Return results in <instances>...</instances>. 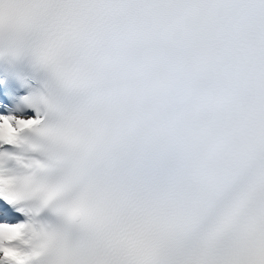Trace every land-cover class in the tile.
<instances>
[{
  "label": "snow or ice",
  "instance_id": "1",
  "mask_svg": "<svg viewBox=\"0 0 264 264\" xmlns=\"http://www.w3.org/2000/svg\"><path fill=\"white\" fill-rule=\"evenodd\" d=\"M137 0H0V264H264V0H219L253 39L242 136L112 91L91 38Z\"/></svg>",
  "mask_w": 264,
  "mask_h": 264
},
{
  "label": "clouds",
  "instance_id": "2",
  "mask_svg": "<svg viewBox=\"0 0 264 264\" xmlns=\"http://www.w3.org/2000/svg\"><path fill=\"white\" fill-rule=\"evenodd\" d=\"M219 0H137L90 43L113 58L109 88L160 121L242 136L256 103L253 39Z\"/></svg>",
  "mask_w": 264,
  "mask_h": 264
}]
</instances>
